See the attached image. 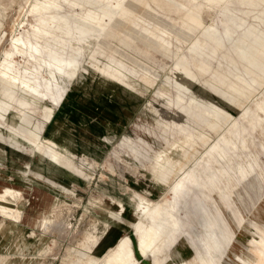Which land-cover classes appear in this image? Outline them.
<instances>
[{"label": "rangeland", "instance_id": "obj_1", "mask_svg": "<svg viewBox=\"0 0 264 264\" xmlns=\"http://www.w3.org/2000/svg\"><path fill=\"white\" fill-rule=\"evenodd\" d=\"M40 1L0 0V60L11 30L33 22L29 4L68 24L64 56L79 77L55 105L0 81V264H114L119 250L124 264H258L264 121L173 217L134 226L140 201L169 202L175 180L264 94V0H125L156 12L141 3L130 14L116 0H74L80 23L73 7ZM153 225L164 231L148 243Z\"/></svg>", "mask_w": 264, "mask_h": 264}, {"label": "bare ground", "instance_id": "obj_2", "mask_svg": "<svg viewBox=\"0 0 264 264\" xmlns=\"http://www.w3.org/2000/svg\"><path fill=\"white\" fill-rule=\"evenodd\" d=\"M124 1L116 0L113 4L119 11L125 12L128 8L123 6ZM40 4L41 8L55 13L67 12L68 7L71 6L73 7L72 12L77 15L74 16V21L80 23L84 20L83 15L77 14L83 10L82 5L74 0H41ZM27 10L34 20L29 22V27L24 30L15 32L11 30L7 46L9 52L3 55L0 60V81L5 83L8 88L17 90L22 95L20 98L28 102L36 103V100H40L55 105L60 102L62 93H66L68 82L79 77L77 65L74 68L70 67L71 65L65 58V54L68 52L64 38L69 37L70 29L64 20H60L54 15H39V11L29 7V4ZM61 15L64 16V14ZM104 27L105 25L98 32L101 33ZM14 56L20 58L18 64L15 63ZM71 68L72 71H70ZM262 121H264V94L225 128L175 180L169 189L172 195L169 202L162 200L151 202L146 199L140 201L141 216L134 228L137 230L146 229L145 226L150 220L156 221L161 217H173L174 207L180 204L179 200L183 195L187 194L192 197V191L206 189L207 185L209 186L221 176L217 166L219 159L239 151L240 147H244L245 140L253 142L259 136L254 132L252 126H256ZM5 192L6 190H3V193ZM0 204H2L1 201ZM163 231L162 226L153 225V229L149 231L148 243L154 235ZM148 243L141 244L142 251ZM127 256H130V252ZM124 258L125 255L121 250L115 251L114 264H124L126 260ZM258 264H264V255L259 257Z\"/></svg>", "mask_w": 264, "mask_h": 264}, {"label": "crops", "instance_id": "obj_3", "mask_svg": "<svg viewBox=\"0 0 264 264\" xmlns=\"http://www.w3.org/2000/svg\"><path fill=\"white\" fill-rule=\"evenodd\" d=\"M151 2L156 3L157 6H159V7H161V6L165 5V4L168 5V6H170V5L167 4L166 2H164V1L161 2L160 0H151ZM151 2H150V3H148L147 1H143V3H142V2H136V4L134 5V7H129V8L127 9V11L124 12V14H125V13L130 14V13L136 11L137 9L135 8V6L141 5V3L143 4V6H145L147 9H149L151 12L156 13L155 11H153V10L151 9ZM179 4H180V3H179ZM180 5H181V4H180ZM170 10H171V12H172V9H170ZM174 11H175V12H179L178 10H175V9H174ZM152 17H153V16H152ZM173 23L178 24V22L175 21L174 19H173ZM108 28H109V27H108ZM108 28H105L104 32H105ZM104 32H103V33H104ZM101 38H102V33H101V34H98V36L96 37V39H95V41H94L92 47L89 48L88 51L86 52V53L89 55V57H90V54H91V52H92V49L94 48V46H95L98 42H100V39H101ZM161 39H162V38H161ZM93 62H95V61L93 60ZM184 73H185V71H184ZM188 75H189V74H188ZM81 77H82V76L80 75V78H81ZM83 83H84V80L81 82V84L84 85ZM208 104H209L210 107H212V108L214 107V105L211 104L210 102H208ZM187 168H188V167H187Z\"/></svg>", "mask_w": 264, "mask_h": 264}]
</instances>
